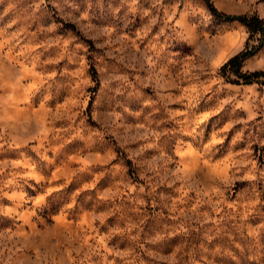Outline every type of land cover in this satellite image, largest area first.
Returning a JSON list of instances; mask_svg holds the SVG:
<instances>
[{
    "label": "rangeland",
    "instance_id": "rangeland-1",
    "mask_svg": "<svg viewBox=\"0 0 264 264\" xmlns=\"http://www.w3.org/2000/svg\"><path fill=\"white\" fill-rule=\"evenodd\" d=\"M260 42L205 0H0V264H264V84L220 69Z\"/></svg>",
    "mask_w": 264,
    "mask_h": 264
},
{
    "label": "trees",
    "instance_id": "trees-1",
    "mask_svg": "<svg viewBox=\"0 0 264 264\" xmlns=\"http://www.w3.org/2000/svg\"><path fill=\"white\" fill-rule=\"evenodd\" d=\"M207 3L210 11L212 14L221 20L225 21H239L243 24H245L249 29H251L254 32H259L261 36V42L259 46L262 43V39L264 38V20L260 18L259 16L252 15V16H246V15H234V14H228L221 12L217 9V7L211 2V0H205ZM258 47H252L241 50L231 58H229L226 62H224L220 69L222 71H231L233 74L237 76V79L234 82H243V83H252L254 81H260L264 84V71H252V72H242L241 71V65L245 59L252 56Z\"/></svg>",
    "mask_w": 264,
    "mask_h": 264
}]
</instances>
